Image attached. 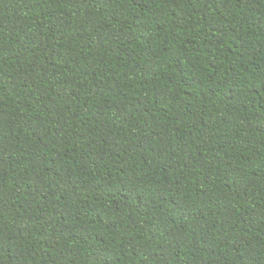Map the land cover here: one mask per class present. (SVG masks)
I'll list each match as a JSON object with an SVG mask.
<instances>
[{"label": "trees", "instance_id": "1", "mask_svg": "<svg viewBox=\"0 0 264 264\" xmlns=\"http://www.w3.org/2000/svg\"><path fill=\"white\" fill-rule=\"evenodd\" d=\"M0 264H264V0H0Z\"/></svg>", "mask_w": 264, "mask_h": 264}]
</instances>
